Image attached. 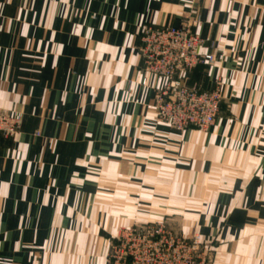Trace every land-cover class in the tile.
Segmentation results:
<instances>
[{
    "label": "crops",
    "instance_id": "1",
    "mask_svg": "<svg viewBox=\"0 0 264 264\" xmlns=\"http://www.w3.org/2000/svg\"><path fill=\"white\" fill-rule=\"evenodd\" d=\"M185 16L216 57L185 84L225 85L206 132L159 122L163 82L140 84L141 27ZM0 108L20 120L0 264H106L125 208L211 241L213 264H264V0H0Z\"/></svg>",
    "mask_w": 264,
    "mask_h": 264
},
{
    "label": "built area",
    "instance_id": "2",
    "mask_svg": "<svg viewBox=\"0 0 264 264\" xmlns=\"http://www.w3.org/2000/svg\"><path fill=\"white\" fill-rule=\"evenodd\" d=\"M199 22L198 16H185L176 26L145 24L138 35L137 51L143 72L140 84L147 86L148 76L163 82L154 89L156 118L179 132L208 131L221 112L224 97L225 85L218 78L209 90L184 82L194 68L216 61L213 54L201 52L204 40L192 31ZM19 128V118L0 109V138L15 139ZM129 237L136 242L135 256L145 254V264H199L187 256L190 249H198L197 242L190 244L188 238L174 236L162 223L134 227ZM124 256L122 263L117 260L115 264H140L131 252L119 258Z\"/></svg>",
    "mask_w": 264,
    "mask_h": 264
},
{
    "label": "rangeland",
    "instance_id": "3",
    "mask_svg": "<svg viewBox=\"0 0 264 264\" xmlns=\"http://www.w3.org/2000/svg\"><path fill=\"white\" fill-rule=\"evenodd\" d=\"M130 211H131V208H125L124 210L125 213L127 212L126 214L129 213L126 216V218H128V221L130 222V224L118 229L117 232L115 233L114 238H112L110 242H108L107 244V252L105 256L106 264H115L117 260H119L120 263H122L126 256H124L123 258H119V257L121 255L128 254L129 252H131L132 255L135 256L134 248H135L136 242H134V240H132V238L129 237V233L134 227H137V226L141 227L146 224L151 226L152 224L156 225L159 223H162L169 231L172 232L174 236L186 237L188 238V241L190 244H192L195 241L197 242L196 244H198V249L196 251L190 249L189 250L190 253L187 254L189 258L196 260V262L199 264H213L214 248H213V243L211 241L202 240L199 234H196V233L186 234L183 232H179V230H176L169 221H166L164 219L165 217H162V218H154V217L144 218L143 217L141 219L137 218V220L135 219L132 220L134 217H132V214L130 213ZM109 212L113 218H116L117 213H116L115 205L109 208ZM135 259L136 261L138 260L140 264H143L146 260L145 254L143 253L139 257L135 256ZM130 264H132V262Z\"/></svg>",
    "mask_w": 264,
    "mask_h": 264
}]
</instances>
